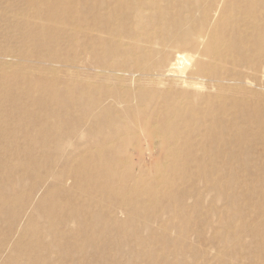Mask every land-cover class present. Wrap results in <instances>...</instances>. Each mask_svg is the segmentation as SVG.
<instances>
[{
    "label": "bare ground",
    "instance_id": "1",
    "mask_svg": "<svg viewBox=\"0 0 264 264\" xmlns=\"http://www.w3.org/2000/svg\"><path fill=\"white\" fill-rule=\"evenodd\" d=\"M0 3V17L10 12L12 26L26 28L25 38L52 30L56 37L71 36L83 54L81 43L86 44L83 67L91 70L87 82L76 79L70 86L78 75L59 69L69 66L59 53L36 55L33 44L26 50L0 48V57L8 53L19 61L17 72L26 61L33 64L27 76L41 86L16 103L44 113L19 112L14 127L17 135L47 144L48 151L36 169L27 162L25 173H36L35 180L30 176L33 185L0 182L10 193L0 202V264H10L11 254L25 264H94L98 252L115 245L117 233L136 221L146 225L140 235H149L147 241L162 238L189 250L179 262L169 257L176 253L168 254L172 264H264V191L256 184L264 173V102L253 103L247 94L251 82L264 85V0ZM45 75L50 80L44 83ZM175 81L191 89H166ZM207 86L215 90L204 92ZM82 132L91 157L71 166L63 154L71 146L79 151L73 139ZM152 140L163 155L186 150L193 159L182 160L173 169L175 179L164 185L155 174L147 183L150 169L133 163L125 148L137 142L139 155L151 154ZM82 165L86 183L79 177ZM37 215L42 222L34 226ZM31 229L36 236L27 235ZM168 230L200 239L211 231L208 243L217 258L201 260L203 251L189 236L176 240ZM259 235L263 240L254 244ZM37 247L41 252L33 257Z\"/></svg>",
    "mask_w": 264,
    "mask_h": 264
},
{
    "label": "rangeland",
    "instance_id": "2",
    "mask_svg": "<svg viewBox=\"0 0 264 264\" xmlns=\"http://www.w3.org/2000/svg\"><path fill=\"white\" fill-rule=\"evenodd\" d=\"M2 8H5V3L1 4ZM7 6V2H6ZM8 9H13V6H9ZM11 16V13L8 12V16L0 17V48H7L10 50L11 47L15 46L19 48L30 47L31 44L34 46V53L36 55L37 52H41L43 55H47L50 50L59 53L63 57L68 60L69 66L64 68L59 65V69H64V71L69 70V75H73L74 72L77 73V77L72 80L69 79L68 85H72L75 80H80L82 82H87L88 78L86 73H89L91 70L84 69V65L87 64V59L89 58V49L86 44L81 43V45L86 49V52L83 54L82 47L78 42L70 43L71 36L58 34L57 37L54 31L50 30L45 33L39 34L35 32L33 37L25 38L22 35V32H26V28L24 25L21 27L15 28L12 26V18H7ZM37 31V30H36ZM14 34L16 38L13 40ZM46 36V37H45ZM77 38V36H75ZM81 42V41H80ZM79 44V45H78ZM37 45L39 46L37 48ZM78 45V46H77ZM77 52L80 54L77 58ZM73 56V57H70ZM75 57L79 60L78 65L75 61ZM34 58V57H30ZM31 62L26 61L24 63L25 67L22 72H17L14 70V67H17L19 61H17L14 56L11 54H6L4 57H0V182L5 181L9 186H31L34 181H31L30 176L33 180H35L36 173L31 175L32 172H29L30 175H27L25 169L27 166V162L31 159L32 163L35 164V168H37L36 164H41L43 159L46 157L48 151L44 142L37 141L35 137H22L21 132L16 134L18 129L14 127L16 122H19V112L24 114H39L43 115V111L38 109L35 111L34 107H22L23 105H19L16 103V99L19 97H26L28 92H36V90L41 86L35 80L29 79L27 73L29 71V67L33 64ZM8 64L12 67L9 69ZM7 66L6 70L2 66ZM5 71V72H4ZM26 72V73H25ZM66 77V76H65ZM167 79H171L168 77ZM50 78H47L46 75L42 78V81L48 82ZM59 82L64 80V75L58 78ZM91 83V82H90ZM234 85V84H233ZM244 85L239 83L238 85H234L237 87L238 92L240 93L241 86ZM162 87V84L159 85ZM191 86L188 83L182 81H175L169 83L166 89L175 91L179 89L190 90ZM214 86H207L203 89L204 92L211 93L214 91ZM248 98L251 99L253 103H257L259 100L264 102V85H260L255 83L254 81L248 87L247 90ZM180 98V97H179ZM15 99V100H14ZM27 112V113H26ZM39 131L41 128L38 129ZM85 136V133L82 132V136L79 139L74 138L73 141L77 146H80L79 151H74L73 146L66 148L63 156L70 157L71 166H74L81 159H90L91 151L86 149V144L81 141ZM42 139L44 135L40 136ZM54 140V139H53ZM80 140V141H79ZM78 141V142H77ZM52 143V142H51ZM135 144L128 143L125 145V148L128 150L130 156H132L131 160L133 163L137 165H141L143 169H150V172H145V178L148 183V178L155 174V178L157 181H160L164 185L165 182L171 181L175 179V172L173 169L179 164H181L184 159H188L192 163V156L187 157L186 152H169L165 155L162 154V151L159 148V142L157 140H152V144L154 145L151 151V154L148 151L143 150L139 155L137 146L139 143L134 142ZM183 145L186 146L185 142H182ZM51 144H48V146ZM146 146V142L141 141V148L144 149ZM183 155V157H182ZM197 155H194V161H196ZM198 159V158H197ZM129 161V160H128ZM156 161L157 165H153V162ZM126 164V161L124 162ZM31 170H33L31 168ZM85 166H81V172L79 177L82 183H86V175L84 173ZM110 181V180H109ZM69 184V183H68ZM67 184V185H68ZM261 191H264V173L261 175V181L256 183ZM146 185V184H145ZM144 185V186H145ZM0 202H2L8 194L7 190H4L3 186H0ZM236 193V192H235ZM21 195L23 193H20ZM41 192L36 194L35 198L40 196ZM237 193L235 194V196ZM258 196L254 195L253 199L257 201ZM51 201V198H49ZM255 201V202H256ZM252 215V213H251ZM41 216V215H40ZM39 216L37 215L36 219L32 223V225L38 224ZM42 220H40L41 224ZM137 223V224H136ZM137 229L135 231L129 230V228L136 226ZM134 225H129L126 230H123L120 233H117V236L113 239L116 240V244L111 248L102 249L97 254V259L94 261V264H172V260L180 261L184 255L189 256L188 253L182 254L184 251H189L188 249H175L169 246V242L171 240H162V238H155L154 240L150 238L147 241L148 236L144 232V235H140L143 231L144 226L141 223L135 222ZM123 226V225H122ZM262 225L260 226V228ZM251 229H258V225H252ZM17 230V226L14 228V231ZM34 229H31L27 235L36 236L37 232H34ZM210 232L205 233L204 239H200L199 235L196 233H185L184 230L174 231L168 230L165 232L168 234V237H175L176 240L184 235L189 236V243H192L197 246V249H201L203 252L201 254V260L203 257H206L208 260L213 261V259L217 258V249L212 247L208 242V236ZM262 235L264 236V228L261 230ZM156 234L153 232L152 235ZM201 234V233H200ZM151 235V236H152ZM16 236L14 233L13 238ZM47 238L51 237L47 235ZM262 237L259 235L256 238H253V243L258 244ZM37 242H35L36 244ZM18 247H23L22 245H18ZM223 250V247L219 249ZM41 249L39 247L35 248V252L32 255L33 257H38ZM176 253V257L173 255H169L171 259H168V254ZM10 264H16L15 261H20V264H25L23 259L15 254H11L10 256Z\"/></svg>",
    "mask_w": 264,
    "mask_h": 264
}]
</instances>
